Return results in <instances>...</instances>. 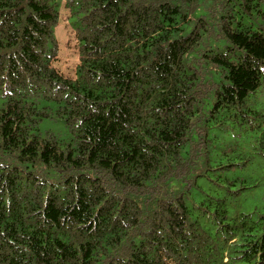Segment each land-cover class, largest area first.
Segmentation results:
<instances>
[{
  "label": "trees",
  "instance_id": "trees-1",
  "mask_svg": "<svg viewBox=\"0 0 264 264\" xmlns=\"http://www.w3.org/2000/svg\"><path fill=\"white\" fill-rule=\"evenodd\" d=\"M263 2L0 0V264H264L247 154L214 143L252 117L264 145Z\"/></svg>",
  "mask_w": 264,
  "mask_h": 264
},
{
  "label": "rangeland",
  "instance_id": "rangeland-1",
  "mask_svg": "<svg viewBox=\"0 0 264 264\" xmlns=\"http://www.w3.org/2000/svg\"><path fill=\"white\" fill-rule=\"evenodd\" d=\"M262 6L264 7V2ZM244 20H246V17H244ZM71 22L72 20L67 18V9L62 7L60 9V22L55 29L59 44V51L57 59L55 60V65L64 75H73L75 65L78 62L76 40L74 39V31L70 26ZM253 25L256 26L255 23ZM216 44L220 46L222 42L211 43L213 46ZM251 105L256 109L264 108V89L258 95L253 96ZM257 123L258 120L251 117L247 126L251 124L253 126L252 128L248 127L247 129H239L238 127H235L230 131L231 134L219 135L214 141L218 147L222 145L223 140H228L229 137H236V144L238 147L237 149L235 147V152L241 150L247 154L239 159L245 160V165L242 168L239 167L236 170H233V174L238 175L240 178L236 181L233 188L245 185L246 180H248V183L251 185L256 183L253 187L245 189L244 193L238 198V208L245 212H254L264 206V145L260 143L262 132L260 131L261 128L255 127ZM262 128H264V124H262ZM38 130L41 132L50 130L54 132L58 138L64 140H68L70 137L64 121L61 119L44 118L38 123ZM256 145L259 147L262 146V152L255 149ZM241 179H244V181Z\"/></svg>",
  "mask_w": 264,
  "mask_h": 264
}]
</instances>
